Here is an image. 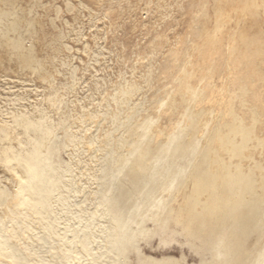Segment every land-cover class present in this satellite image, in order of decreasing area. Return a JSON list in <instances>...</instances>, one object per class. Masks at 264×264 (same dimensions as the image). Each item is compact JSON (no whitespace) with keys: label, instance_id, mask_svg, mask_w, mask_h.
<instances>
[{"label":"rangeland","instance_id":"1","mask_svg":"<svg viewBox=\"0 0 264 264\" xmlns=\"http://www.w3.org/2000/svg\"><path fill=\"white\" fill-rule=\"evenodd\" d=\"M244 36L264 46V0H0V194L24 178L6 157L44 137L45 203L0 204L25 264H220L175 218L206 149L264 195V50ZM234 126L249 132L231 135L237 154L216 138ZM259 236L250 264H264Z\"/></svg>","mask_w":264,"mask_h":264},{"label":"bare ground","instance_id":"2","mask_svg":"<svg viewBox=\"0 0 264 264\" xmlns=\"http://www.w3.org/2000/svg\"><path fill=\"white\" fill-rule=\"evenodd\" d=\"M261 43L246 36L242 38L243 46L247 51L253 49V52L251 51L253 55L262 53L264 46ZM239 59L243 60V56L240 55ZM22 124L28 130L35 128L37 134L40 132L39 127L36 128V125L28 120L23 121ZM232 134L241 135L245 141L249 137V132L244 128L234 126L229 130L228 136L217 135L216 138L220 141L221 147L232 151V154H237L241 148L232 143L230 139ZM43 147L44 137L38 134L32 152L25 156H14V159L6 157V164L17 161L24 174V178L17 181V190L14 194L10 195L5 192L0 194V201H2L0 204L10 208L9 213L16 214L19 208L33 205L29 201L30 197L34 199L32 202L34 208L45 203L48 188L45 186L47 180H45L44 165L42 166ZM184 148L178 145L177 151L183 154ZM211 151L209 149L203 151L202 161L195 165L192 173L193 195L186 201L187 204L178 213L175 221L185 231L189 240L200 241L204 250H213L219 258L224 257L220 264H250L255 253L253 254L246 246V242L250 234L255 231L260 232L258 242L263 239L264 195L256 194L251 176L241 171L233 172L231 166H220L216 159L211 160ZM151 155L149 151L143 150L138 161L146 160ZM138 161L134 170L130 172V179L135 188L142 185L149 173L148 166ZM204 196L207 198L203 203L202 197ZM119 198L113 201L112 206L115 218L122 221L121 205L125 197ZM5 233L0 229V259L4 261L0 263L25 264L16 246L11 245L6 239L7 236H4Z\"/></svg>","mask_w":264,"mask_h":264}]
</instances>
